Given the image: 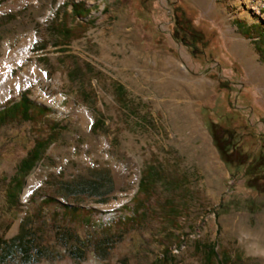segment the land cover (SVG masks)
<instances>
[{"label":"rangeland","instance_id":"1","mask_svg":"<svg viewBox=\"0 0 264 264\" xmlns=\"http://www.w3.org/2000/svg\"><path fill=\"white\" fill-rule=\"evenodd\" d=\"M81 2L94 23L64 43L57 20L76 27ZM124 22L146 54L206 80L205 95L159 98L153 60L124 56ZM237 49L264 72V0H0V76L31 71L25 88H1L0 111L23 93L35 105L0 125V264H207L210 246L216 264H264V232L248 233L264 231V175L239 165L264 157V85ZM183 109L205 139L186 140Z\"/></svg>","mask_w":264,"mask_h":264},{"label":"bare ground","instance_id":"2","mask_svg":"<svg viewBox=\"0 0 264 264\" xmlns=\"http://www.w3.org/2000/svg\"><path fill=\"white\" fill-rule=\"evenodd\" d=\"M128 28H129V23L127 22L122 23L120 26V33L123 35L125 40L130 41V43L133 41V43L135 44V49L133 50L132 53H130V55L125 54L124 56L127 60H134V61L138 59L141 60V59H149V58L153 60L156 72H158L159 76L161 77V79L156 83V85H154V88L156 89L155 91L159 93V98L161 99L170 98L171 100H175L177 102L176 98L179 97L196 99V98H201L203 97V95H205L207 91L206 80L193 79V77L190 76L189 71L185 66H182L180 63H177L170 58L161 55L146 54L145 50L141 49V47H139V45H136L135 43V41H137L138 38L134 33V29L131 30ZM27 47L21 48L17 50V54L15 53L17 57L20 59L18 60L19 62L17 64H21L26 58ZM238 53L242 58L245 59L247 65L253 70L255 76L259 80L258 83H262V85H264L263 84L264 72L260 68H257L251 52L249 51L244 52L242 50H238ZM29 71L30 68H27L25 71H21L18 77L15 80H12L10 77L11 70L10 68H8L6 70V73L0 76V91L1 88L4 86H6L9 89H14L15 91H19L25 88L28 85V79L31 78V73H30L31 71L30 72ZM4 99L5 97H2L0 92V101ZM170 107L174 108V105L173 106L170 105ZM182 113L184 115L182 116L183 118L182 117L181 118L186 120L182 130L184 129V131L187 130L191 131V133L188 135V138L186 140H191V138L194 136H201L202 138L205 139L196 117L194 115H191L193 117L190 118L189 113L185 112L184 109L182 110ZM34 188H35V181L31 180L25 190V195L26 196L29 195L34 190ZM259 230L260 231L257 230L253 232L249 231L248 233L253 238L256 236L258 237V235L261 232L262 233L264 232L262 231L263 228Z\"/></svg>","mask_w":264,"mask_h":264},{"label":"trees","instance_id":"3","mask_svg":"<svg viewBox=\"0 0 264 264\" xmlns=\"http://www.w3.org/2000/svg\"><path fill=\"white\" fill-rule=\"evenodd\" d=\"M72 6H73V9H72L73 16H75L77 20L80 18L82 21L79 20L80 22H78V25L76 27L70 28L66 23L62 22L64 21L63 20L64 18H61V21L59 19L57 20V23L59 25L57 27V32L62 36L64 43L71 41V39L73 38L81 37V35L85 33V31L87 30V26L89 24L92 25L94 23L92 20L84 21V19L87 18L90 13V9L86 7L85 3H82V2L73 3ZM194 40H195L193 41L194 45L206 43L205 38H194ZM190 47L193 48V43L191 44ZM204 47H206L205 44H203V49ZM34 109H35V105L30 101L27 95L23 93L21 95L20 101L11 104L8 107H5L2 111H0V125L1 124L3 125L9 121L17 120L20 118L23 120L32 119L33 115L31 114L34 111ZM37 111L38 113H44L48 111V109L40 107V108H37ZM262 139L263 138L260 139V142H263ZM39 145H42V143ZM39 147L40 146H38V148ZM36 153H37L36 151L33 152L32 155L29 157V159L23 161V167L26 170H30L33 167L34 162L38 159V153L37 154ZM247 157H250V156L247 154L246 158ZM247 159H251V158H247ZM249 161L250 160H246V162L239 163L240 166L244 167L245 165V168H244L245 174L249 175L250 177H254L255 175H258V174L259 176L264 175V157L263 156H260L259 159L257 160L253 159L251 160V162ZM153 179H154L153 174L151 173L147 174V176L145 177V181L141 183V187L139 191L140 194L149 196L150 194L149 190L151 189ZM134 202H135V208L133 207V210L135 211V213L142 210L143 207L145 206L144 205L145 200L141 199L140 195L134 198ZM66 209H68L69 213L73 215L71 216V218L75 220L82 219L83 217H88L83 214L90 211V209L87 210V209H83L79 207H66ZM130 220L131 218H128V221ZM125 221H127V219H125ZM87 222H89V218H87ZM207 254H208L207 264H216L215 262L216 250L214 246L212 247L210 246L208 248ZM163 258L164 259L166 258L165 254L163 255Z\"/></svg>","mask_w":264,"mask_h":264},{"label":"clouds","instance_id":"4","mask_svg":"<svg viewBox=\"0 0 264 264\" xmlns=\"http://www.w3.org/2000/svg\"><path fill=\"white\" fill-rule=\"evenodd\" d=\"M261 255H264V253H262ZM253 258L255 259V258H259V257H253Z\"/></svg>","mask_w":264,"mask_h":264}]
</instances>
